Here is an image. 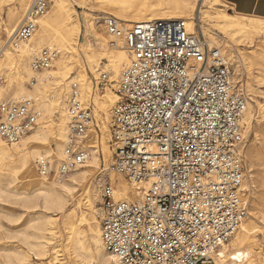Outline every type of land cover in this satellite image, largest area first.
<instances>
[{"label": "built area", "instance_id": "2783aa9c", "mask_svg": "<svg viewBox=\"0 0 264 264\" xmlns=\"http://www.w3.org/2000/svg\"><path fill=\"white\" fill-rule=\"evenodd\" d=\"M48 4L30 1L13 36L0 43V55L34 34L35 19ZM197 16L196 32L183 18L130 24L102 18L105 31L121 38L130 52L117 80L106 72L93 78V91L110 88L116 94L110 109L111 167L131 185H146L135 186L143 189L141 195L127 200L114 194L109 179L101 183L100 237L121 264H215L214 253L248 214L242 188L246 99L230 59L206 41ZM59 52L43 47L30 66L48 68ZM65 114L61 157H36L39 175L62 179L89 158L83 141L99 126L77 80L69 84ZM39 116L33 98H0V139L18 142Z\"/></svg>", "mask_w": 264, "mask_h": 264}, {"label": "bare ground", "instance_id": "6f19581e", "mask_svg": "<svg viewBox=\"0 0 264 264\" xmlns=\"http://www.w3.org/2000/svg\"><path fill=\"white\" fill-rule=\"evenodd\" d=\"M52 1V10L45 11L35 19L37 28L34 34L26 42L15 47L16 52L8 50L6 46L3 50L4 56L0 60V72L4 68L8 70L4 75V82L0 85V98L24 97L27 93L37 91L39 86L54 85L52 88L54 96L49 98V103L39 100L38 96L33 97L34 106L40 112L36 125L16 143L7 144L0 139V198L13 197L30 216L25 227L18 232L19 240L25 248L0 247V264H27L30 255L39 261L36 264L57 262L60 248L59 245L54 244L53 239L58 233L57 221L60 216L66 234V245L77 261L85 264H121L102 244L100 222L95 216V213H98L95 202L99 200L97 189L100 182L97 177L92 181L90 178L102 162L103 170H107L108 178L115 186L113 190L116 196L135 200L143 191L142 188L135 186L146 185L142 182L133 183L132 186L123 174L111 167L112 149L108 144L107 123L110 121V109L116 94L110 88H106L100 94L93 91V78L100 72L109 71L106 70L109 67L112 72L109 71L110 80H115L113 77H119L123 67L129 62L130 52L121 38L105 31L98 20L99 17L84 12L85 29L93 38V44L86 43L82 46L84 63L95 76L89 80L77 52L78 24L73 18V10L64 0ZM89 1L91 0H78L77 3L84 6ZM218 1L202 0L199 11L201 19L217 27L227 40L222 46L210 33L209 28H201L198 24L206 41L209 44H217L223 53L230 51L236 44L250 46L251 53L248 57L264 59V49L261 45L264 44V18L228 13L216 7ZM94 4L126 24L156 18L185 17L188 30L197 31L196 21L191 17L193 4L188 6V0H95ZM28 6L26 2L20 16L10 7L6 11L5 18L0 15V34L6 32V37L13 36ZM42 45L47 47L57 45L56 48L60 52L51 65L43 71H35L32 67L26 69L28 73L32 71L27 82L33 86L32 90H27L23 84V71L19 67L26 56L29 57ZM102 58L106 59L107 63L98 71L99 61ZM74 66L78 70L76 74L71 75L70 82L72 80L79 82L84 97L94 93L92 106L100 132L96 135L91 130L83 141V144L89 147L90 155L81 169L62 179L49 178L38 174L33 161L40 155L47 156L49 160H53L54 157L58 160L61 157L67 131L65 106L69 85L67 90L65 84L66 79L70 77L68 75L70 69ZM55 70L56 74H53L52 71ZM63 97L65 99L62 104ZM85 99L88 101L86 97ZM50 108H57L59 111L56 122L49 118ZM251 117V111L246 106L242 119L243 127L250 123ZM97 141L99 150L96 147ZM38 144L43 145L44 149L41 150ZM247 186L246 178H243L242 188L245 189ZM80 190H82L79 193L80 198H77ZM71 202H74L75 207L68 209ZM249 213L250 217L241 223L237 232L214 253L215 264H264V248H261L257 242L259 221L264 219V211L252 209Z\"/></svg>", "mask_w": 264, "mask_h": 264}, {"label": "rangeland", "instance_id": "374dc122", "mask_svg": "<svg viewBox=\"0 0 264 264\" xmlns=\"http://www.w3.org/2000/svg\"><path fill=\"white\" fill-rule=\"evenodd\" d=\"M31 0H0V15L6 17V11L8 8H12L16 15L22 14V9L24 7V4L28 2L30 3ZM67 6L73 10V18L77 20L78 24V32H77V38H76V47L77 52L79 54V59L81 63L83 64V68L85 70L86 77L92 79L95 77L88 69V67L85 65L84 61V53L82 51V46L84 44L89 43L93 44V38L91 34L86 31L84 22H83V13L89 14L93 17H99L98 20L100 23H102V18L113 14H107L103 11V9L99 6H96L94 4L95 0H91L88 3L86 2L84 6L78 4V0H64ZM190 4H193V10L191 11V17L192 20L195 21V17H198V24L201 25V28L207 27L209 28L210 33L214 36V38L220 42V44L223 46L224 41L227 40V38L224 36V33H222L217 27L210 25L208 22L201 19V13L200 8L202 7V0H188V6ZM53 1L49 0L48 8L46 12H49L52 10ZM216 7L224 9L226 12L231 14H236L235 12L228 9V7L219 0L216 4ZM241 15V14H236ZM246 16V15H245ZM102 17V18H101ZM254 17V16H250ZM185 19V17H183ZM130 24V23H129ZM102 27H104L102 25ZM199 26V29H201ZM6 32H3L0 34V43H3V40L5 39ZM90 41V42H89ZM92 42V43H91ZM262 43V42H260ZM264 49V44H261ZM8 50L16 52V49L7 46ZM43 47H47L46 45H42L37 49L33 54H31L29 57L26 56L19 67L21 71H23V84L26 87L27 90H32L33 86H31L28 82V76L32 73L30 71L28 73V68H31L30 62L33 58V56L40 51ZM54 47H57V45H54ZM245 46L241 44H236L233 46V48L230 51H225L224 54L230 59L232 63V69H233V76L235 81L240 84V87L242 89V92L246 99V106L249 107L252 117L250 120V123L248 125L244 126V139H245V145L243 149V164H244V178H246V182L248 184L247 187H245V194H246V200H247V218L250 217V210L252 209H259L264 211V59L262 58H251L248 57L251 53V47ZM4 53L1 54L0 60L3 58ZM237 59H236V58ZM16 59V58H14ZM106 59L102 58L99 61L98 65V71L102 70L104 67V64H106ZM24 69V70H23ZM27 69V70H26ZM77 67L74 66L70 69V72L68 77L66 79V89L68 90V85L70 82V79L72 78L71 75L77 73ZM106 70L110 71V68L107 67ZM7 68L2 69L0 72L4 75L7 72ZM43 71V70H40ZM104 71V70H103ZM109 71H106L108 76H111V73ZM55 71H52L53 74H56ZM97 77V76H96ZM115 80L118 77H113ZM114 81V80H113ZM48 82V79H47ZM45 82V83H47ZM46 86V87H45ZM45 86H39L38 90L34 93L25 95L26 97L33 98L34 96H38L39 100H45L44 103H49L50 97L54 96V92L52 89L54 85H45ZM100 94V92H99ZM94 93H91V95L85 96L89 102H92ZM65 97H63L62 104L64 103ZM35 103V100H34ZM51 109V110H50ZM49 110V118H51L54 122H56L59 118V111L57 108H50ZM98 123V122H97ZM108 129L110 126V121H108ZM248 126V127H247ZM93 130V129H92ZM96 135H99L100 131L93 130ZM92 133V132H91ZM110 130H109V147L110 146ZM50 144H52L50 142ZM40 149L43 145L38 144ZM53 149H55L54 145H52ZM96 147L99 150V142H96ZM54 159L57 160V157H54ZM34 163V161H33ZM81 169L77 168L70 172L65 177H68L71 173L75 172L76 170ZM104 165L101 162L99 167L95 170L93 175L90 178V181L95 180L96 177L99 180L98 185V196L99 200L95 202V206L98 207L101 202V183L105 179L108 178V172L107 170H103ZM103 170V171H101ZM36 173V171H35ZM103 174V175H102ZM37 176H39L36 173ZM19 177L20 174H18ZM64 177V178H65ZM50 178V177H49ZM110 180V179H109ZM19 181H22L19 179ZM111 181V180H110ZM93 184V182H91ZM95 184V183H94ZM112 186L115 189V186L113 182L111 181ZM93 186V185H92ZM19 187V186H18ZM80 190L77 194V198H80ZM82 195V194H81ZM74 202H71L68 206L69 208H74ZM28 211L22 208L17 201L13 197H1L0 198V247L4 248H19L24 249V245L19 240L18 232L21 228L25 227V224L29 221V215L27 214ZM95 216L99 220L97 214L95 213ZM260 230L257 231V242L259 243L260 247L264 248V219L259 221ZM57 229L58 233L55 235L53 241L55 245H59L58 248H60L58 260L54 264H81V261H77L73 254H71V250L67 247L66 243V234L63 227V222L60 218L57 221ZM17 230V232H16ZM17 233V234H16ZM107 251V250H106ZM39 262L38 260L33 258V255H30L29 262L27 264H36ZM43 264H47L46 262H43ZM82 264H85L84 262Z\"/></svg>", "mask_w": 264, "mask_h": 264}, {"label": "crops", "instance_id": "0c3cea01", "mask_svg": "<svg viewBox=\"0 0 264 264\" xmlns=\"http://www.w3.org/2000/svg\"><path fill=\"white\" fill-rule=\"evenodd\" d=\"M236 14L264 18V0H221Z\"/></svg>", "mask_w": 264, "mask_h": 264}]
</instances>
